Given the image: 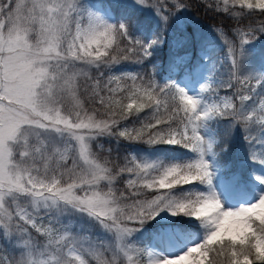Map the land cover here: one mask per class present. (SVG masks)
Here are the masks:
<instances>
[{"label": "snow or ice", "instance_id": "obj_1", "mask_svg": "<svg viewBox=\"0 0 264 264\" xmlns=\"http://www.w3.org/2000/svg\"><path fill=\"white\" fill-rule=\"evenodd\" d=\"M135 3L152 9L165 28L189 8L186 0ZM204 7L232 16L239 42L219 37L227 80L216 78L217 64L223 67L217 56L192 94L175 79L161 83L156 66L145 64L163 42L162 31L146 41L128 22L113 23L84 0H0V264H71V256L78 264H142L145 257L146 264H264V193L226 208L214 184L217 169L207 159L228 150L214 128L227 121L226 135L241 128L249 158L264 164V73L246 66V45L264 34V0H206ZM253 17H260V28L241 26ZM130 57L143 70L112 74ZM78 77L86 78L82 85ZM225 84L240 86L233 93L239 104L218 95ZM81 88L99 107L85 108ZM254 97H262L258 116L244 103ZM145 109L139 129L122 126L132 116L140 120ZM105 137L179 146L193 155L101 163L92 145ZM255 178L264 184V176ZM162 212L190 222H174L156 240L177 238L197 222L202 239L165 255L135 238ZM69 214L87 218L109 242L85 247V238L72 235L71 220L64 219ZM225 221L234 227L225 230ZM57 231L63 235L54 242Z\"/></svg>", "mask_w": 264, "mask_h": 264}, {"label": "rangeland", "instance_id": "obj_2", "mask_svg": "<svg viewBox=\"0 0 264 264\" xmlns=\"http://www.w3.org/2000/svg\"><path fill=\"white\" fill-rule=\"evenodd\" d=\"M84 3L93 11L100 13L113 23L121 20L128 22L133 26V35L142 37L146 41L153 39L154 36L160 35L161 31L163 32V42L157 46L153 51V55L145 62L149 68L156 66V79L161 83L167 82L169 79H175L192 94H196L199 86L207 79L211 71L209 61L214 60L217 56L221 58L223 67L221 68L220 64H217L216 67L219 75L216 78L227 80L228 62L223 55L225 48L219 37L222 40L224 38L229 40L234 39L237 43L239 42V37L235 35L233 28H231L230 33L227 27L223 28L215 25V17L207 13L204 4H196L197 9L199 8L200 14L202 15L201 18L198 19L195 17L190 10L182 9L171 17L165 28L160 18L156 16L152 9L137 5L135 0H84ZM117 10L120 11V15L117 13ZM141 14L146 19L145 22H139L138 19H140L139 16ZM130 19L133 20L132 23H130ZM246 25L248 23H242L241 26L244 27ZM261 26L260 24L259 27ZM204 38L206 39L204 40ZM195 46H204V48H198L197 56H195L193 50ZM167 47H170L167 52L168 58L174 59L173 70L169 76L164 74L165 78L161 80L160 75L165 69V63L161 56L165 54L164 49ZM246 48V66L257 73H264V34L259 35L257 33V38L246 45ZM115 67V72L112 73L114 75H121L122 73L119 72L122 71L139 72L143 70L141 65L132 63L131 57L129 61L116 65ZM91 75L96 76L97 73L92 72ZM85 79V77H78V85H82ZM88 83L92 84L93 81H89ZM123 83L130 84L131 81H124ZM233 83L235 84V81ZM251 83L255 84V81H251ZM237 87L240 86L236 85L229 89L225 84L217 88V93L220 97H229L233 103L239 104V97L233 96ZM257 90L259 91V89ZM101 94L104 95L106 93ZM244 94L247 95V91H244ZM78 95L84 103L85 108L99 107L98 104L91 105L90 101L86 99V95H90V92L86 94L84 89L81 88ZM260 99L262 97H254L253 100L244 101L245 104L255 108L256 116L260 114ZM148 111V109H145L144 112L139 114L140 120L132 116L128 121H122V126L126 125L130 130L139 129L141 127V121H143V117ZM226 124L227 121H221L218 125L214 124V128L219 134L221 143H227L228 150L219 152L220 145L218 144L215 150L219 154L215 157V160L211 156L207 159L210 165H215L217 169L214 184L216 185V191L219 193L222 203L226 208H235L254 202L261 193H264V184H261L255 178L256 176H264V164H260L249 158L248 145L244 140L243 130L237 127L231 136H228L226 135L224 127ZM100 144L103 145V148L99 146ZM165 146H149L144 143L128 142L125 140L117 141L115 138L105 137L100 138L99 144H93L92 150L100 159L101 163L104 160H114L120 165L126 163L132 156H136L138 159L145 157L150 159L183 160L193 155L188 149L179 146ZM109 148L112 149L111 154L108 153ZM116 186L122 187L119 181ZM64 219L66 221L71 220L70 226L74 228L72 235L79 234L85 238V247H87L88 242L96 243L98 239L103 240L106 244L109 242L104 237L106 234L99 228L93 226L87 218L69 214ZM174 222L188 223L190 221L187 217H171L170 213L162 212L156 219L145 224L144 228L136 233L135 238L144 244H152L158 251L165 255L179 254L185 251L187 247L197 243L199 239H202L203 230L200 228L198 222L192 223L191 227L185 233H182L177 238H170L167 242L162 243L155 239L162 232H171L172 229L169 225ZM192 226L197 229L192 228ZM56 227L59 228L60 226L57 225ZM81 227L84 229L83 232H81ZM232 227L234 226L228 221H225V230H231ZM176 231L180 232L181 230L177 229ZM61 235H63L62 231L55 232L53 234L54 242ZM33 236L41 244L47 243L46 238L41 237L34 230ZM98 236L100 237L98 238ZM5 247L10 248L7 244ZM130 255L135 259V253H130ZM146 259L145 257L142 264H146ZM70 261L71 264H78L74 256L70 257ZM90 264H95V261L90 260ZM125 264H127V261H125Z\"/></svg>", "mask_w": 264, "mask_h": 264}, {"label": "trees", "instance_id": "obj_3", "mask_svg": "<svg viewBox=\"0 0 264 264\" xmlns=\"http://www.w3.org/2000/svg\"><path fill=\"white\" fill-rule=\"evenodd\" d=\"M186 2L189 4V8H187V10L192 11L193 12V15L195 17H197L198 19L201 18L202 15L200 14L199 8L197 9V5H199V4H201V5L204 4L205 5L206 0H195V1L194 0H186ZM206 9H207V13H209L211 16L215 17L214 18V22H215L214 24L215 25L221 26L223 28L224 27H227V29L229 30L230 33H231V31H230L231 28L235 29V27H236V21H235V19L232 16H229L227 13H217V12H214V11L208 9V8H206ZM119 12L120 11L117 10V13L118 14H119ZM139 17H140V19H138L139 22H145L146 21V19L144 18V16L142 14ZM131 19L129 20L130 23H132V21H133ZM259 21H260V17H253L251 19H243V23H248V24L251 23L252 26L255 27V28H260L259 27V25H260V22ZM205 39L206 38H204V40ZM169 48L170 47H167L166 49H164L165 54H163L161 56V58L164 60V63H165L164 64L165 65V69L163 70L162 74L160 75V79L161 80H163L165 78V75L164 74H166L167 76H169L171 74L172 70H173V60L174 59H169L168 58V54H167ZM195 48L193 50H194L195 56H197L199 49L204 48V46L203 47L195 46ZM160 127H163V125H161ZM168 146L169 145H166L165 147H168ZM192 228L197 229L194 226H192Z\"/></svg>", "mask_w": 264, "mask_h": 264}]
</instances>
